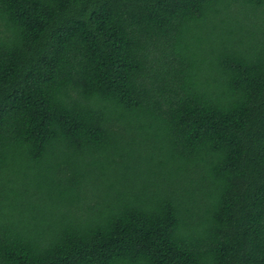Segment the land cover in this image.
Instances as JSON below:
<instances>
[{"label":"trees","instance_id":"1","mask_svg":"<svg viewBox=\"0 0 264 264\" xmlns=\"http://www.w3.org/2000/svg\"><path fill=\"white\" fill-rule=\"evenodd\" d=\"M0 264H264V0H0Z\"/></svg>","mask_w":264,"mask_h":264}]
</instances>
